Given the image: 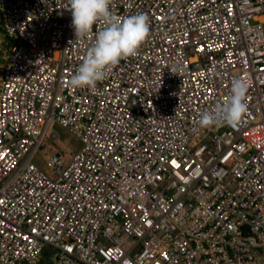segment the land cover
Masks as SVG:
<instances>
[{
	"label": "built area",
	"instance_id": "built-area-1",
	"mask_svg": "<svg viewBox=\"0 0 264 264\" xmlns=\"http://www.w3.org/2000/svg\"><path fill=\"white\" fill-rule=\"evenodd\" d=\"M68 6L0 0V264H264V0H111L149 32L94 87L104 25L76 40ZM237 79L241 120L202 127Z\"/></svg>",
	"mask_w": 264,
	"mask_h": 264
},
{
	"label": "clouds",
	"instance_id": "clouds-1",
	"mask_svg": "<svg viewBox=\"0 0 264 264\" xmlns=\"http://www.w3.org/2000/svg\"><path fill=\"white\" fill-rule=\"evenodd\" d=\"M110 4L111 0H68L76 40L89 36L97 23L102 21L104 25L87 48L76 73L71 76L72 87H94L112 66L134 56L148 35L146 15L118 18L110 12ZM246 93L247 84L241 79L234 80L229 96L201 114L200 125L207 127L221 122L236 125L247 110Z\"/></svg>",
	"mask_w": 264,
	"mask_h": 264
},
{
	"label": "rangeland",
	"instance_id": "rangeland-1",
	"mask_svg": "<svg viewBox=\"0 0 264 264\" xmlns=\"http://www.w3.org/2000/svg\"><path fill=\"white\" fill-rule=\"evenodd\" d=\"M8 44L9 41L0 27V68L5 61V54L7 51ZM52 128L55 130L58 136L55 146L64 154H66V159H67L68 154L71 151H74L78 148L79 146L78 141L72 138L71 135L62 128L56 125H53ZM36 162L39 163L40 165L42 164L41 159H37ZM46 254H44L43 258L37 264H49Z\"/></svg>",
	"mask_w": 264,
	"mask_h": 264
},
{
	"label": "water",
	"instance_id": "water-1",
	"mask_svg": "<svg viewBox=\"0 0 264 264\" xmlns=\"http://www.w3.org/2000/svg\"><path fill=\"white\" fill-rule=\"evenodd\" d=\"M56 156H58V153L56 154Z\"/></svg>",
	"mask_w": 264,
	"mask_h": 264
}]
</instances>
